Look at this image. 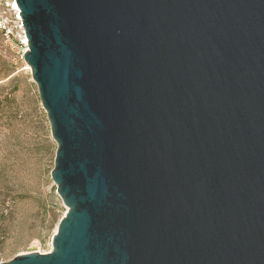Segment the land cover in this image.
I'll use <instances>...</instances> for the list:
<instances>
[{
  "label": "water",
  "instance_id": "95a60500",
  "mask_svg": "<svg viewBox=\"0 0 264 264\" xmlns=\"http://www.w3.org/2000/svg\"><path fill=\"white\" fill-rule=\"evenodd\" d=\"M15 5L65 214L0 264H264V0Z\"/></svg>",
  "mask_w": 264,
  "mask_h": 264
},
{
  "label": "rangeland",
  "instance_id": "374dc122",
  "mask_svg": "<svg viewBox=\"0 0 264 264\" xmlns=\"http://www.w3.org/2000/svg\"><path fill=\"white\" fill-rule=\"evenodd\" d=\"M14 4L0 0V14ZM55 150L29 67L0 35V263L51 250L65 214L50 177Z\"/></svg>",
  "mask_w": 264,
  "mask_h": 264
},
{
  "label": "built area",
  "instance_id": "2783aa9c",
  "mask_svg": "<svg viewBox=\"0 0 264 264\" xmlns=\"http://www.w3.org/2000/svg\"><path fill=\"white\" fill-rule=\"evenodd\" d=\"M0 34L8 48L17 51V53H21L23 59L24 53L27 50V40L19 10L14 5L11 7L10 17L0 14Z\"/></svg>",
  "mask_w": 264,
  "mask_h": 264
},
{
  "label": "bare ground",
  "instance_id": "6f19581e",
  "mask_svg": "<svg viewBox=\"0 0 264 264\" xmlns=\"http://www.w3.org/2000/svg\"><path fill=\"white\" fill-rule=\"evenodd\" d=\"M15 8H16V5L14 4Z\"/></svg>",
  "mask_w": 264,
  "mask_h": 264
},
{
  "label": "trees",
  "instance_id": "16d2710c",
  "mask_svg": "<svg viewBox=\"0 0 264 264\" xmlns=\"http://www.w3.org/2000/svg\"><path fill=\"white\" fill-rule=\"evenodd\" d=\"M1 35V34H0Z\"/></svg>",
  "mask_w": 264,
  "mask_h": 264
}]
</instances>
